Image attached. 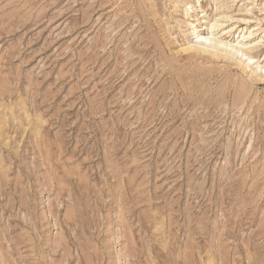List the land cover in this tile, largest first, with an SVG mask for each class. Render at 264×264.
<instances>
[{"label":"rangeland","instance_id":"374dc122","mask_svg":"<svg viewBox=\"0 0 264 264\" xmlns=\"http://www.w3.org/2000/svg\"><path fill=\"white\" fill-rule=\"evenodd\" d=\"M215 19L264 62V0H0V264H264V79L184 50Z\"/></svg>","mask_w":264,"mask_h":264},{"label":"bare ground","instance_id":"6f19581e","mask_svg":"<svg viewBox=\"0 0 264 264\" xmlns=\"http://www.w3.org/2000/svg\"><path fill=\"white\" fill-rule=\"evenodd\" d=\"M193 8V5L190 6ZM224 11L219 12L218 14L222 15V17H228L224 15ZM225 20L215 19L214 22L211 23L210 31L205 33L203 30H199L195 34L196 40L194 41L193 45H188L184 48L186 51H197L198 53H208L218 58H227V59H234L239 63H242L243 70L250 69L255 74V77H259L260 79H264V62L260 61L259 59L255 58V49L258 47L256 44H249V43H242L238 42V44H233L231 39L226 38V34L230 32H225L222 35L216 36L214 34L215 30L225 31L226 29L219 28L223 25ZM220 23V24H219ZM194 25L191 22V26ZM237 24H233L232 26H236ZM240 26H238L239 28ZM207 30H209L207 28ZM218 32V33H219ZM211 33V34H210ZM253 33V32H250ZM224 35V37H223ZM193 41V40H192ZM190 43V42H189ZM210 56V55H209ZM246 57V62L243 59ZM239 65V64H238ZM240 66V65H239Z\"/></svg>","mask_w":264,"mask_h":264}]
</instances>
